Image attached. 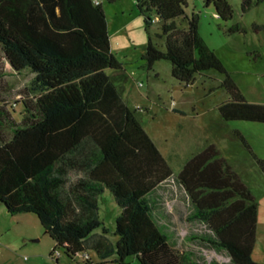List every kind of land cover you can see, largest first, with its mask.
Wrapping results in <instances>:
<instances>
[{
	"label": "trees",
	"instance_id": "1",
	"mask_svg": "<svg viewBox=\"0 0 264 264\" xmlns=\"http://www.w3.org/2000/svg\"><path fill=\"white\" fill-rule=\"evenodd\" d=\"M201 1L224 23L234 19L229 0ZM264 0H243L242 10ZM191 0H136L149 30L161 23L165 49L149 37L148 69L170 61L186 86L216 70L231 98L219 106L224 121L264 123V104L248 101L199 32ZM156 17L153 18L152 14ZM182 22L187 26L183 27ZM264 27V26H263ZM234 23L229 34L244 32ZM0 45L11 67L35 75L36 92L22 101L23 117L0 104V205L7 213L35 214L56 246L73 259L93 250L100 259L126 264H187L171 243L155 194L173 170L129 106L116 83L123 63L111 49L103 5L94 0H0ZM10 126L12 137L3 128ZM245 141V140H244ZM244 145L264 173V158ZM178 179L189 195L193 217L214 234L230 264H262L256 247L259 205L251 190L210 145L184 165ZM109 190L119 207L116 243L100 218L99 199ZM99 229L102 231L99 232ZM91 258V257H90ZM93 264L91 259L83 261Z\"/></svg>",
	"mask_w": 264,
	"mask_h": 264
},
{
	"label": "rangeland",
	"instance_id": "2",
	"mask_svg": "<svg viewBox=\"0 0 264 264\" xmlns=\"http://www.w3.org/2000/svg\"><path fill=\"white\" fill-rule=\"evenodd\" d=\"M100 2L107 17L112 52L123 63L124 71L115 81L127 104L141 108L143 127L173 170V176L162 183L155 194L161 206L159 222L166 225L171 243L187 257V264L231 262L226 251L218 250L209 242L214 234L193 217L189 195L178 179L187 161L213 145L258 202L259 221L253 257L264 264V173L244 145L246 141L258 157L264 158V123L222 119L219 106L231 95L223 85L226 76L216 70L197 75L193 83L186 86L172 75L170 61H158L153 69H148L142 57L149 37L159 48L165 49V39L159 36L161 23L155 21L147 30L136 0ZM229 2L235 14L228 23L220 20L214 9L205 8L201 1L191 0L188 13L199 15L201 36L221 59L243 96L250 102L264 104V1L247 12L242 10L243 0ZM234 23H240L245 31L229 34L227 30ZM181 25L186 27L187 23L181 21ZM34 77L29 70L15 71L0 45V104L5 103L18 121L23 117L22 101H29L36 94L31 89ZM3 132L12 137L10 126H5ZM0 208L3 240L0 264H85L81 255L71 259L62 249L56 262L57 258L50 256L54 241L35 214L11 215L3 205ZM99 211L108 237L116 243V219L120 210L109 190L99 199ZM38 233L43 238L41 242L34 241L40 237L35 236ZM85 253L90 255L93 264H118L113 261L117 256L104 263L95 251ZM126 264L140 263L131 257Z\"/></svg>",
	"mask_w": 264,
	"mask_h": 264
},
{
	"label": "crops",
	"instance_id": "3",
	"mask_svg": "<svg viewBox=\"0 0 264 264\" xmlns=\"http://www.w3.org/2000/svg\"><path fill=\"white\" fill-rule=\"evenodd\" d=\"M1 209V208H0ZM259 221V220H258ZM1 236H2V234H0V245L3 243V240H2V238H1ZM35 236H37V237H39V238H37V239H35L34 241L35 242H41L42 241V236H41V234H39L38 233V235H35ZM52 245H53V247L55 248V246H56V243H55V241H54V243L52 242ZM54 248L52 249V251L50 252V256H51V254L53 253V251H54ZM50 250V249H49ZM61 255V252H60V254H59V256ZM59 256H57L56 258H57V261L56 262H58V258H59ZM45 257V256H44Z\"/></svg>",
	"mask_w": 264,
	"mask_h": 264
},
{
	"label": "built area",
	"instance_id": "4",
	"mask_svg": "<svg viewBox=\"0 0 264 264\" xmlns=\"http://www.w3.org/2000/svg\"><path fill=\"white\" fill-rule=\"evenodd\" d=\"M94 1L96 3H99L100 2V0H94ZM59 254H60V252L59 251H56L53 256L57 257V256H59ZM81 257H82V260L83 261H87L88 259H91L90 258V255L88 253L82 254Z\"/></svg>",
	"mask_w": 264,
	"mask_h": 264
}]
</instances>
